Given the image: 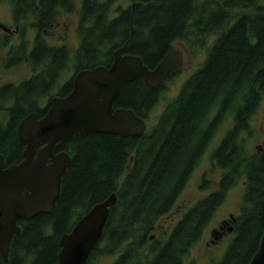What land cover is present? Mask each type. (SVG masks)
<instances>
[{"label":"trees","instance_id":"trees-1","mask_svg":"<svg viewBox=\"0 0 264 264\" xmlns=\"http://www.w3.org/2000/svg\"><path fill=\"white\" fill-rule=\"evenodd\" d=\"M144 8L127 14L144 18L143 26L133 21L134 38L145 39L135 50L149 68L176 40L185 41L193 55L203 51L204 62L144 136H75L66 145L72 162L56 209L20 220L23 230L13 239L9 262L0 256V264H57L61 235L112 193L116 204L87 264L96 255L117 256L112 264H197L186 257L240 183L244 193L232 223L234 237L212 264H248L257 251L264 230L258 213L264 196V147L251 150L248 137L264 105V0H167ZM166 85L152 88L136 78L125 84L115 106L132 109L147 121ZM228 120L232 124L211 153L222 170L217 188L191 206L166 238L158 236L160 219L174 209ZM210 182L203 177L200 188Z\"/></svg>","mask_w":264,"mask_h":264},{"label":"water","instance_id":"water-1","mask_svg":"<svg viewBox=\"0 0 264 264\" xmlns=\"http://www.w3.org/2000/svg\"><path fill=\"white\" fill-rule=\"evenodd\" d=\"M127 45L115 53L110 68L81 71L75 78L73 92L65 99H55L44 118L38 119L37 114H31L22 120L18 134L27 144L22 162L5 168L4 158L0 155V254L5 260H8L13 237L22 231L19 220L31 221L37 215L54 212L57 207L62 180L72 162L66 152L55 154L59 146L80 134L144 136L146 119L132 109L114 110L122 88L136 78H142L146 85L156 88L185 67V55L180 47L172 46L164 59L151 69L142 57L123 55ZM42 144H45L43 148ZM49 160L51 164H48ZM116 201L117 195L112 193L60 237L57 264H87L103 236ZM258 213L264 222V196ZM235 221L236 217L231 214L226 221L230 225L229 232H233ZM211 235L214 243L220 241L223 226L214 228ZM154 238L155 235L150 237L151 240ZM248 264H264V230L259 247Z\"/></svg>","mask_w":264,"mask_h":264},{"label":"flooded vegetation","instance_id":"flooded-vegetation-1","mask_svg":"<svg viewBox=\"0 0 264 264\" xmlns=\"http://www.w3.org/2000/svg\"><path fill=\"white\" fill-rule=\"evenodd\" d=\"M159 1L167 0H0V14L5 11L7 15L0 16V155L5 168L25 158L27 144L18 134L22 120L31 114L44 118L55 99H65L73 92L81 71L110 68L115 53L126 43L123 55L142 57L135 49L144 46L145 40L134 38L133 21L143 26L144 18L127 12L138 8L143 13L145 6ZM172 46L183 49L185 67L197 57L185 41L176 40L168 51ZM118 108L123 107L114 104V110ZM11 124L13 134L9 131ZM70 141L61 144L55 154L66 152L71 156L66 148ZM227 220L217 227L223 226V238L230 233ZM211 243L215 244L213 240ZM2 259L9 262V257Z\"/></svg>","mask_w":264,"mask_h":264},{"label":"rangeland","instance_id":"rangeland-1","mask_svg":"<svg viewBox=\"0 0 264 264\" xmlns=\"http://www.w3.org/2000/svg\"><path fill=\"white\" fill-rule=\"evenodd\" d=\"M1 9V11H3ZM2 18H5L6 12L0 14ZM214 40L212 37L209 41L211 43ZM183 47V46H182ZM198 51L195 56V60L188 61L185 69L180 71V74L174 76L167 82L166 88L163 90L162 97L159 103L151 111L149 118L147 119L148 129L151 125L155 124L160 114L164 111L167 103L174 97H176L184 82L197 70V68L204 62L205 53ZM194 65V67H193ZM232 124L230 120L223 126L224 128L219 132L205 155L201 159L198 167L191 176L186 188L183 190L176 206L166 216L162 217L159 221L160 231L156 232L158 236L166 238L171 232L174 225L183 216V214L201 198L207 196L212 190H215L218 186V181L222 175V170L216 167L211 159L212 151L219 145L220 139L225 134L224 130L226 126ZM252 135L248 137V147L251 150H256L259 146L264 147V105L260 108L258 113L252 120ZM203 177H206L210 182V186L205 189H201ZM244 193V184L240 183L234 187L227 195L225 202L219 207L215 217L208 226L206 233L202 240L195 245L186 257V262L190 263L195 261L197 264H212L222 258L227 250L234 232L228 233L225 238H222L215 244L211 243L213 240L211 232L214 228H217L219 223L223 220L230 219V215L238 216L241 210V201ZM155 235V234H154ZM117 256H98L96 255L92 264H112Z\"/></svg>","mask_w":264,"mask_h":264},{"label":"bare ground","instance_id":"bare-ground-1","mask_svg":"<svg viewBox=\"0 0 264 264\" xmlns=\"http://www.w3.org/2000/svg\"><path fill=\"white\" fill-rule=\"evenodd\" d=\"M145 40V39H144Z\"/></svg>","mask_w":264,"mask_h":264}]
</instances>
